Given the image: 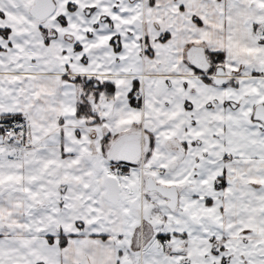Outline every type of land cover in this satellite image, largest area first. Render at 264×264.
Listing matches in <instances>:
<instances>
[{
  "label": "snow or ice",
  "instance_id": "snow-or-ice-1",
  "mask_svg": "<svg viewBox=\"0 0 264 264\" xmlns=\"http://www.w3.org/2000/svg\"><path fill=\"white\" fill-rule=\"evenodd\" d=\"M0 264H264V0H0Z\"/></svg>",
  "mask_w": 264,
  "mask_h": 264
}]
</instances>
